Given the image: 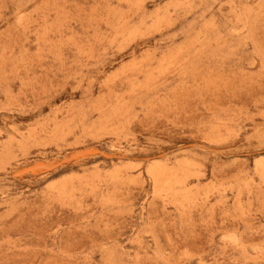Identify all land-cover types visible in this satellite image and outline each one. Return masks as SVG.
<instances>
[{
	"label": "rangeland",
	"instance_id": "374dc122",
	"mask_svg": "<svg viewBox=\"0 0 264 264\" xmlns=\"http://www.w3.org/2000/svg\"><path fill=\"white\" fill-rule=\"evenodd\" d=\"M0 264H264V0H0Z\"/></svg>",
	"mask_w": 264,
	"mask_h": 264
}]
</instances>
